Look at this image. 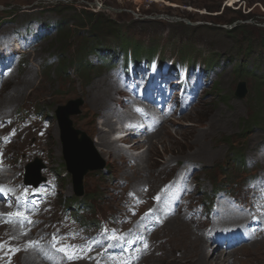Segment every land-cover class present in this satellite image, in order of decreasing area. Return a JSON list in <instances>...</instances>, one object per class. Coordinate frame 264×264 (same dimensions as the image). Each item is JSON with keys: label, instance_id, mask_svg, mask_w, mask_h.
I'll use <instances>...</instances> for the list:
<instances>
[{"label": "rangeland", "instance_id": "obj_1", "mask_svg": "<svg viewBox=\"0 0 264 264\" xmlns=\"http://www.w3.org/2000/svg\"><path fill=\"white\" fill-rule=\"evenodd\" d=\"M220 1L222 7L213 13L196 6H214ZM26 3V0H0L2 35L15 34L17 30L25 33L20 28L29 26L31 31L27 35L32 36L41 32L37 29L44 23L55 24L62 16L72 20L78 19L85 11L102 13L135 39L148 42L152 38L147 44L156 46L157 40L162 45L181 49L183 54L208 58L201 61L210 69L212 79L221 84L223 94L229 97L227 101L218 100L214 92H209V86L195 106L180 117L174 114L161 124L159 131L154 132L150 139L142 138L139 143L137 139L115 141L113 133L118 124L117 118L123 114L117 105L121 101L119 94L123 93L118 90V77L112 76L113 71L96 59L99 55L89 54L91 52L80 63L81 67H88V76H85L77 62L88 50L89 28L77 26V19L71 22L69 28H75L74 38L63 44L66 47L63 48L62 44L59 45V30L55 26L37 41L32 50L24 53L22 64L0 87V115L3 116L0 126H12V120L15 119L16 123L17 118L22 122L14 142L9 141L12 136H6V130H0V185L4 181V173L9 180L22 181L26 178L27 167L36 164L41 167L39 176L44 180L51 178V190L59 188L57 199L49 204L52 209L37 214V223L52 228L56 223L82 222L88 229H93L96 223L111 218L120 224V214H127V205L133 203L129 192L153 198L162 184L183 169H178L182 164L189 162L194 163L197 169V187L191 197L193 203L207 206L211 200L209 195L217 186L225 187L242 203L250 202L251 195L264 197V183L259 182L264 179V85L256 93V81H263L264 77L242 74L239 78L230 62L236 56L231 54L233 50L248 51L247 42H254V49L261 51L257 44L261 47L260 40L264 39V0H29V5ZM225 6L229 10L224 9ZM234 9L241 14L234 13ZM242 15H249L250 18L239 23H220L230 22ZM256 19L262 24L255 23ZM236 24L253 25L250 28L253 35L249 40L242 34L227 32ZM106 33L104 28L97 35V40L100 41ZM34 39L37 37L34 36ZM103 44L100 42L96 46L107 50L109 47ZM15 48L21 49V46L16 45ZM263 52L261 55H264ZM170 53L171 50L167 49L164 57L176 58ZM240 57L245 59V56ZM137 58H140V53H137ZM65 59L70 63L64 66L68 73L62 75L59 70ZM261 75H264L262 70ZM241 80L247 82L249 89L244 99L235 95ZM109 84L114 86L111 96L107 89ZM130 92L124 93L129 95ZM77 98H83L84 105L82 113L72 117L74 126L87 133L106 166L103 170L90 171L85 175L80 203L71 205L77 195L72 174L66 167L56 110L58 106ZM104 136L116 142L111 145L115 152L122 151L109 153L112 148L96 142ZM151 143H154L155 149L148 148ZM234 152L241 153L248 164L238 162L239 155ZM253 163L256 165L253 166ZM61 167L58 175L57 170ZM34 176L37 177L36 174ZM6 189H10L9 200L12 201V197L18 194V185L13 181ZM43 189L39 191L43 192ZM95 194V201L87 199ZM149 202L152 203L151 200ZM15 205L2 202L3 210L0 212L4 213V217H0V223H16L14 215H9L15 214ZM87 205L90 208H84ZM21 206L23 210L19 213L29 219L15 217V220L17 223H31L28 210ZM248 206L254 208L253 204ZM169 210L170 218H174L168 223L183 224L176 228V225H166V210L161 211L159 217L164 226L153 236V249L140 264H224L220 260L213 262L214 252L227 255L226 264H260L264 236L256 240L257 245H248L238 252H220L222 250L207 243L205 233L209 232L213 215H217L216 223L238 222L240 219L241 223H246L250 219L246 210L224 201L210 209H195L187 201L182 209L172 204ZM75 211L77 214L73 219L71 214ZM68 233L67 229L56 236L61 238ZM27 239L17 228L0 227V245H3L0 247V264H7L11 252L16 253L11 264H37V260L43 264L35 253L27 250Z\"/></svg>", "mask_w": 264, "mask_h": 264}, {"label": "trees", "instance_id": "obj_2", "mask_svg": "<svg viewBox=\"0 0 264 264\" xmlns=\"http://www.w3.org/2000/svg\"><path fill=\"white\" fill-rule=\"evenodd\" d=\"M26 4L29 5V0H26ZM214 2V1H213ZM22 5H18L17 7H21ZM198 7H203L205 8L208 12H217L219 11L220 7H222V3L220 1V3L214 5V6H210V5H196ZM201 9V8H200ZM224 9H228L229 7L225 6ZM224 13V12H223ZM234 13H239L241 14V12L239 10H235L234 9ZM110 17H107L105 14L102 13H92V12H82L81 16L77 18H72V20H69L66 18V16H62L59 22V34L57 36L58 38V42L60 43L59 45L62 44L63 48H66L64 45H66L68 43V41L72 38H74V29L73 27L70 29L69 25L71 24V22H74V20L76 21L79 20L78 23H76L77 26H85L89 28V33L91 34V36L88 39V50H86V52H84L82 54V56H80V58L78 59L77 64L83 63L85 61V57L89 52H93L94 50L97 51L100 48H98L96 45H98L100 42H108L107 40L112 37L115 42L116 45H118L119 49H122L121 51H128V49H133V52L136 53H145L147 54V50L146 49H141L139 47V41H135L132 37L129 36V34H126L122 31V29L119 27H116L118 25L117 22L112 21L111 19H109ZM250 16L249 15H242L240 17H237L233 20H231L230 22H222L220 21V23H226V24H232L234 22L239 23L238 21H244L249 19ZM2 17H0V23H2ZM109 20V21H108ZM252 21H254V19H252ZM255 23L257 24H262V22H260L258 19L255 20ZM253 27V25L251 26H247L245 24H236L234 27H232L231 29L227 30L228 33L230 34H242L244 36V38H246L247 40L250 39V37L253 35L250 32V28ZM106 28L107 29V33L105 35V37H103L100 41H98L97 39V35L99 33H101L103 31V29ZM64 44V45H63ZM108 44V43H107ZM254 42H247L246 48L248 49L247 52H240V56H245L246 59H239L236 62L235 65V69H236V73H238L239 78L242 76V74L245 75H249V76H253V77H264V75H261V70L264 74V55H261L262 52L264 51V39L260 40V45L261 47L257 44L258 49H260L261 51L259 52V50L254 49ZM189 44L186 45V47H188ZM110 49V48H109ZM107 49V50H109ZM152 49V48H151ZM239 50V49H238ZM264 53V52H263ZM64 54V53H63ZM62 54V55H63ZM231 54L236 55L237 56V52L236 50H233L231 52ZM257 56V59L252 58V56ZM63 57L65 58V55H63ZM245 61V62H244ZM63 67H61V70H59V74L60 71L63 72L62 75L67 74L68 72L65 71L66 68H64V66L68 65L70 62H68V60H63ZM253 67H251V65H253ZM80 67V71H83L85 76L88 70V67H81V64L79 65ZM257 85L258 87L256 88V93H259L261 90V86L264 85V80L260 81L257 80ZM211 92H214L217 96H218V100L222 99L223 101H227L229 100L227 97V95H224L221 89V84L218 82H214L212 83V89L210 90ZM256 112V111H255ZM260 112V111H258ZM252 119V117H251ZM232 153V152H231ZM234 154H238V162L244 163V156L241 155V153H235ZM63 167H61L60 169L57 170L58 175L60 174V171ZM107 169V168H106ZM96 195H93L91 197H88V200L91 201H95L96 199ZM80 198L75 197V201H73L71 204H77L80 203ZM84 208H90V205L84 206Z\"/></svg>", "mask_w": 264, "mask_h": 264}, {"label": "water", "instance_id": "obj_3", "mask_svg": "<svg viewBox=\"0 0 264 264\" xmlns=\"http://www.w3.org/2000/svg\"><path fill=\"white\" fill-rule=\"evenodd\" d=\"M249 92L246 81H239L235 95L244 99ZM83 98L69 100L66 104L58 106L56 110L57 121L61 129V139L64 147V158L67 170L72 174L75 193L83 195V180L90 171L102 170L106 163L98 155L93 142L87 133L74 126L73 116L82 113ZM40 168L31 164L27 168L26 183L38 186L44 179L39 176ZM37 175L35 177L34 175Z\"/></svg>", "mask_w": 264, "mask_h": 264}, {"label": "clouds", "instance_id": "obj_4", "mask_svg": "<svg viewBox=\"0 0 264 264\" xmlns=\"http://www.w3.org/2000/svg\"><path fill=\"white\" fill-rule=\"evenodd\" d=\"M60 20L61 19H59V21H58V23H55L54 25H56V27L55 28H57L58 30H59V22H60ZM1 24V23H0ZM46 23H44L43 25H45ZM48 25V24H47ZM47 28V27H46ZM232 28V27H231ZM230 28V29H231ZM41 31H43V28L42 29H40ZM124 32V31H123ZM125 33V32H124ZM12 34H14V33H11V34H8V35H12ZM126 34H127V32H126ZM129 34V33H128ZM2 35V33H0V36ZM58 36V35H57ZM129 36L130 37H132L135 41H139V43L141 42V40H139V39H135V37L133 36V35H131V34H129ZM109 39H111V37L109 38ZM150 42V41H149ZM149 42H147V43H149ZM113 45H111L108 49L109 50H107V52H102L101 51V53H99L100 54V56H102L103 57V54L107 57V59H106V61H105V64H106V67L107 66H109L110 65V67L111 66H113L114 64H115V62H117V61H119L122 57H125V60H126V63L128 62V60L131 58V60L133 61L134 59H138L137 58V53L138 52H136V53H134L133 52V49H128V51H121L122 49H119V47H118V45H116V42H115V40L113 39ZM147 46L148 47H150V48H153V46L154 45H150V44H147ZM143 49H145V43H144V48ZM100 52V51H99ZM237 52V56L238 57H236V58H233V59H230V62H231V64L233 65L232 66V68H234L235 67V65H236V62L241 58L240 57V52L239 51H236ZM132 55V56H131ZM144 56V55H143ZM140 57H141V54H140ZM258 58V57H257ZM242 59V58H241ZM107 60H109V61H107ZM140 60V59H139ZM235 60V61H234ZM11 77V76H10ZM10 77L9 78H7V79H5L4 80V82L2 83V84H4L5 83V81L6 80H8V79H10ZM214 82H217V81H214ZM213 82V83H214ZM57 117V116H56ZM131 140H134V139H131ZM132 142H134V141H132ZM66 167H67V165H66ZM28 168V167H27ZM97 171V170H96ZM57 194H59V189H58V192H57ZM57 197H58V195H57ZM77 197L78 198H80L78 195H77ZM57 199V198H56ZM74 199H75V197H74ZM75 201V200H74ZM72 205V204H71ZM70 205V206H71ZM73 205H76V204H73ZM77 205H78V203H77ZM72 207V206H71ZM72 208H74V207H72ZM74 209H76V208H74ZM76 214H77V211H75V213H73V214H71V218H73L74 219V217L76 216ZM77 223H82V222H77Z\"/></svg>", "mask_w": 264, "mask_h": 264}, {"label": "bare ground", "instance_id": "obj_5", "mask_svg": "<svg viewBox=\"0 0 264 264\" xmlns=\"http://www.w3.org/2000/svg\"><path fill=\"white\" fill-rule=\"evenodd\" d=\"M13 74V73H12ZM11 74V75H12ZM117 88V87H116ZM119 88V87H118ZM108 93L110 94V96H111V92H113V90H114V86L112 85V84H109V86H108ZM117 90V89H116ZM119 90V89H118ZM113 94V93H112ZM126 116V114H124L123 115V117H125ZM128 116V115H127ZM110 121V120H109ZM139 122V121H138ZM105 123H108V121L106 122L105 121ZM159 130H156L155 131V133L156 132H158ZM155 133H153V134H149V136L147 135L146 137H145V139H150L151 137H153L154 135H155ZM101 134V133H100ZM99 140L97 141L96 140V142L97 143H101L102 144V146H106V147H109L110 149L112 148L111 147V145L112 144H114V143H116V142H113V141H111V139L108 137V136H104V138L103 137H100V138H98ZM142 140V137L141 138H139V139H137V141H138V143L140 142ZM115 141H118V140H115ZM152 142H153V140H152ZM149 143V142H148ZM148 148L150 149V148H154L155 149V145H154V143H151V144H149V146H148ZM103 150V148L101 149V151ZM116 150V149H115ZM115 150H113V148L111 149V151L109 152V153H116V154H118V153H120L121 151H116L115 152ZM118 152V153H117ZM4 206V205H3ZM174 218V217H173ZM172 217L171 218H169V219H167V222H166V225H176L174 228H176V227H179V225H181V224H183V223H168L170 220H172L173 219ZM220 220V219H219ZM164 226V225H163ZM162 226V227H163ZM161 227V228H162ZM159 230V229H158ZM158 230L153 234V236H155L156 235V233H158ZM206 239V238H205ZM259 242H261V241H259ZM257 245V241L255 242H253V243H251V244H249V246L250 245ZM247 246L248 245H245V246H243V247H240V248H238V249H234V250H231V251H229V252H238V251H242V250H244L245 248H247ZM220 252H224L223 250L222 251H220ZM224 253H227V252H224ZM212 257H213V262H216L217 260H220V262L221 263H224V264H226L227 262H228V257H227V255H221V253H219V252H214L213 254H212ZM223 257V258H222ZM206 260H207V262H209V260L206 258ZM37 264H40L39 262H38V260H37ZM75 264H87V263H82V262H80V263H75ZM218 264H220V263H218ZM260 264H264V249L262 250V255H261V257H260Z\"/></svg>", "mask_w": 264, "mask_h": 264}, {"label": "snow or ice", "instance_id": "obj_6", "mask_svg": "<svg viewBox=\"0 0 264 264\" xmlns=\"http://www.w3.org/2000/svg\"><path fill=\"white\" fill-rule=\"evenodd\" d=\"M137 111H141L142 112L143 110L142 109H137ZM9 191H10V189H6L5 187L0 186V193H3L5 195H7ZM9 215L10 216L14 215L17 219H29L27 216H23V214H21L19 212L15 213V214H9ZM9 222H11V221H9ZM29 222H31V221L29 220ZM33 246H34V243L33 242H29V247H33ZM0 247H3V245H0ZM59 251L65 252V254H66V256H67V258L69 260H74V259L81 258L75 252H70L69 249L66 248V247L60 248Z\"/></svg>", "mask_w": 264, "mask_h": 264}]
</instances>
